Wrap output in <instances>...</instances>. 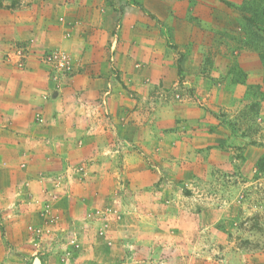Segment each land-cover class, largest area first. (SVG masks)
Returning a JSON list of instances; mask_svg holds the SVG:
<instances>
[{"label": "rangeland", "instance_id": "rangeland-1", "mask_svg": "<svg viewBox=\"0 0 264 264\" xmlns=\"http://www.w3.org/2000/svg\"><path fill=\"white\" fill-rule=\"evenodd\" d=\"M91 1L96 9L86 12L88 17H115L107 45L112 56L118 50L124 16L136 17L143 32L158 30L162 36L157 42L160 49H177L171 28L161 17L167 10V0ZM218 1L224 4L223 15L239 19L245 33L236 35V46L258 51L264 63V0ZM58 3L61 5V0H0V60L12 64L21 74L27 58H35L53 91L69 86L75 75L85 70L82 56L57 44L59 31L69 38L82 24L70 20L67 14H57ZM8 11L30 17L31 34L24 38L5 34ZM49 14L51 18L45 20ZM207 41L208 47L217 49L230 43L214 38L211 41V37ZM147 50L145 44L139 49L143 53ZM62 54L67 59L61 63L58 55ZM109 59L113 79L130 98L137 96L135 91H142L145 115L157 107L187 100L188 95L194 96L197 105L204 103L203 97H196L197 91L179 84L164 87L150 71L142 72L143 88H130L135 82L133 75L124 74L116 57ZM234 74L241 79L244 72L234 67ZM250 92L253 95L248 108L241 112L244 127L252 133L250 143L244 145L245 149L238 143H223L225 152L209 147L204 154L207 165L195 166L194 159L188 164L187 155L179 157L170 146L151 144L147 128L142 147L134 153L136 159L126 160L127 167L118 160V152L112 160L102 158L111 152L85 154L70 165L64 160L62 182L52 184L51 191L47 189L52 198L42 201L38 211H33L34 202L23 193H15L14 187L11 193H4L5 199H0L1 264H264V170L260 168V162L264 167V123L254 116L264 93L258 85ZM108 95L104 92L99 97L104 105ZM103 108L106 113V105ZM208 110L220 119L234 114L227 105ZM42 121V113L36 112L35 125H44ZM177 126L182 130L187 127L181 122ZM49 142L54 143L51 137ZM13 156L11 152L8 157L11 160ZM6 173L2 175L7 177ZM74 192L90 199L69 198L72 204L66 202L72 214L55 207L61 197ZM55 194L61 197L54 200Z\"/></svg>", "mask_w": 264, "mask_h": 264}, {"label": "crops", "instance_id": "crops-1", "mask_svg": "<svg viewBox=\"0 0 264 264\" xmlns=\"http://www.w3.org/2000/svg\"><path fill=\"white\" fill-rule=\"evenodd\" d=\"M58 6L57 14H67L70 20L82 24L69 38L59 31L57 44L82 56L85 70L75 75L69 86L53 91L45 70L35 58H27V67L21 74L15 66L0 60V199H5L4 195L14 187L15 193H23L27 200L34 202L31 203L33 211H38L42 201L52 198L51 185L62 182L64 160L70 165L92 152L95 156L98 152H111L102 158L112 160L118 152V160L127 167L126 160L136 159L134 153L137 147H142L147 128L151 144L170 146L179 157L188 156L186 163L191 164L194 159L195 166L208 164L204 154L209 147V150L225 152L223 143L224 146L238 143L243 149L250 143L252 133L244 127L241 112L248 108L252 87L258 85L264 93V63L258 51L236 46V35L241 37L245 33L239 19L223 15L222 1L167 0L165 17H161L166 18L178 43L177 49L170 51L157 46L162 37L158 30L143 32L136 17L124 16L114 56L107 45L115 17H88L86 12L96 9L91 0H61ZM18 14L6 13L5 34L10 38L31 34L33 21ZM49 18L50 14L45 20ZM2 30L0 26L1 33ZM210 37L211 41L214 38L230 43L224 47L218 41L220 49L211 48L207 41ZM142 44L148 47L146 53L139 51ZM110 57H116L124 74L133 75L135 82L130 88H143L142 72L150 71L164 87L179 84L197 91L196 97H203L204 103L199 106L194 96L188 95L187 100L157 107L155 112L145 115L146 98L140 97L142 91L134 92L139 98H130L120 88L111 75ZM234 67L244 72L241 79L235 77ZM180 70L184 73L183 80H180ZM104 92L109 94L104 99L106 113L99 99ZM221 105H227L234 114L220 119L208 110L217 111ZM38 111L42 113L44 125L34 123ZM254 116L260 124L264 123V100ZM179 122L187 126L185 130L178 128ZM50 137L54 143L49 142ZM11 152L14 156L10 160ZM4 173L8 176H3ZM53 197L56 200L61 194ZM69 198L71 201L90 199L74 192L61 197L55 207L68 209L72 214L66 202Z\"/></svg>", "mask_w": 264, "mask_h": 264}, {"label": "built area", "instance_id": "built-area-1", "mask_svg": "<svg viewBox=\"0 0 264 264\" xmlns=\"http://www.w3.org/2000/svg\"><path fill=\"white\" fill-rule=\"evenodd\" d=\"M58 56H59V58H60V60H61V63H62V59H63V61H64L65 59H67V55H66V54H62V55H58ZM50 58H53V57L50 56ZM0 264H1V262H0Z\"/></svg>", "mask_w": 264, "mask_h": 264}, {"label": "trees", "instance_id": "trees-1", "mask_svg": "<svg viewBox=\"0 0 264 264\" xmlns=\"http://www.w3.org/2000/svg\"><path fill=\"white\" fill-rule=\"evenodd\" d=\"M133 4H136V2H132ZM260 168L264 170L263 163L260 162Z\"/></svg>", "mask_w": 264, "mask_h": 264}]
</instances>
